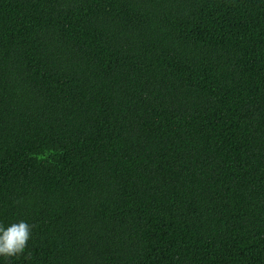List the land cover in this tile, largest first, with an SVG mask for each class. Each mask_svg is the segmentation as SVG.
<instances>
[{
  "label": "trees",
  "instance_id": "16d2710c",
  "mask_svg": "<svg viewBox=\"0 0 264 264\" xmlns=\"http://www.w3.org/2000/svg\"><path fill=\"white\" fill-rule=\"evenodd\" d=\"M0 264H264V0H0Z\"/></svg>",
  "mask_w": 264,
  "mask_h": 264
},
{
  "label": "clouds",
  "instance_id": "9594fccd",
  "mask_svg": "<svg viewBox=\"0 0 264 264\" xmlns=\"http://www.w3.org/2000/svg\"><path fill=\"white\" fill-rule=\"evenodd\" d=\"M32 226L26 221L0 225V257L10 258L22 254L31 237Z\"/></svg>",
  "mask_w": 264,
  "mask_h": 264
}]
</instances>
